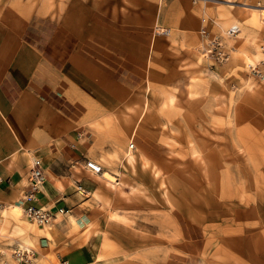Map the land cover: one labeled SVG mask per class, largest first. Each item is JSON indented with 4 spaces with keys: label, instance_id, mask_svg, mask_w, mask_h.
I'll return each mask as SVG.
<instances>
[{
    "label": "crops",
    "instance_id": "0c3cea01",
    "mask_svg": "<svg viewBox=\"0 0 264 264\" xmlns=\"http://www.w3.org/2000/svg\"><path fill=\"white\" fill-rule=\"evenodd\" d=\"M184 1L169 0L157 10V0H0V223H10L0 225V264H264V198L223 197L214 182L212 196L199 200L200 207L218 211L212 218L203 210L192 216L190 203L175 192L171 175L177 168L160 144L156 126L164 120L153 116L159 108L153 69H165L174 82L180 63L191 56L187 50L197 37L188 34L183 47L179 40ZM155 27L171 29L170 36L154 37ZM173 36L177 43L169 52L157 49ZM232 55L235 63L238 54ZM147 70L155 91L152 111L143 132L137 125L131 137L149 158L166 157L164 186L127 163L96 161L119 152L117 146L127 162L135 159L134 152L125 157L130 128L119 135L122 117L114 114L141 99ZM86 102L99 107L92 125L82 120ZM203 154L210 165L199 169L221 174V151ZM31 158L42 162L46 176L37 195V206L53 214L45 227L22 213ZM86 161L97 162L100 173L86 169ZM102 172L116 183L103 180ZM109 209L115 221L107 217ZM13 230L20 233L13 236ZM20 246L33 252L30 263L11 256Z\"/></svg>",
    "mask_w": 264,
    "mask_h": 264
},
{
    "label": "rangeland",
    "instance_id": "374dc122",
    "mask_svg": "<svg viewBox=\"0 0 264 264\" xmlns=\"http://www.w3.org/2000/svg\"><path fill=\"white\" fill-rule=\"evenodd\" d=\"M167 1L169 0H157V10H161ZM257 1L261 2V0H185L181 3L184 29L179 30L181 33L179 40L183 47L187 43L188 34L197 37L187 50L191 56L187 55L186 61L180 63L181 68L178 69L180 78H176L174 82L167 77L165 69L156 67L153 69L156 74L153 80L154 88L159 90L155 100V105L159 108L153 110V116L164 120V125L156 126L162 137L160 144L168 149L167 157L177 168L176 173L171 175L174 178L175 192L187 199V203L190 204L186 205V208L191 210L192 216L196 218H199L200 210H203L207 217L212 215L210 218L218 211L214 205L200 207L199 200L205 195L212 196L214 190L210 187L214 182L221 185L220 193H223V197L243 198L252 195L264 198V29L253 26L250 13L245 9L254 7ZM234 26L239 28V34L233 39L226 38V30ZM213 41L218 42L220 49L227 54L224 62L216 61L210 54L209 45ZM175 43L177 41L173 36L170 43H160L157 49L167 53ZM155 48L152 44L148 51L149 64ZM233 51L239 58L235 63L232 59ZM246 57L249 63L245 64L242 60ZM254 70L261 73V76ZM150 83V74L147 70L141 99L126 105L125 110L114 114L116 119L118 116L122 117L118 119L121 121L119 135H122L124 126L128 130L130 128L126 148L132 141L134 146L132 145L131 156L134 152L135 159L127 162L124 159V149L117 146L119 152L109 156L102 155L96 161L107 166L116 164L118 167H123L124 163H127L131 166L132 172L135 169L145 173L151 172L153 178L164 186L166 183L164 173L167 168L161 164L166 163V157L161 156L158 160L149 158L131 137L132 129L137 125V132H143L142 122L152 111L151 97L155 96V91ZM93 105L85 103L86 112L82 117L85 124L92 125L100 114L98 105L96 103ZM99 138V142L94 144L95 148H99L101 144V135ZM216 148L223 155V158L219 159L223 172L216 173L209 168L206 171L200 170L199 168L210 165L209 158L207 159L203 153L208 156V153ZM140 156L146 160V167ZM214 165L212 163L211 166ZM112 172L120 176L119 170L113 169ZM1 211L11 212V209L2 208ZM107 217L112 221L117 218L112 209H109ZM9 224L7 221L0 223L6 227ZM1 231L2 229L0 233ZM18 233L20 231L12 232L13 236ZM17 249L26 248L20 246ZM11 256L17 260L14 251Z\"/></svg>",
    "mask_w": 264,
    "mask_h": 264
},
{
    "label": "built area",
    "instance_id": "2783aa9c",
    "mask_svg": "<svg viewBox=\"0 0 264 264\" xmlns=\"http://www.w3.org/2000/svg\"><path fill=\"white\" fill-rule=\"evenodd\" d=\"M262 6L264 9V0H261ZM239 28L237 26L229 27L226 30L225 36L228 39H233L239 34ZM171 34V29L163 28V27H155L153 29L154 37H168ZM211 50V55L214 56V59L218 62H224L227 58V54L220 49L218 42L213 41L209 45ZM257 75L261 76L257 70H254ZM132 148V147H130ZM85 168L91 171L94 174H99L101 167L94 162L86 161ZM29 176L27 179L26 186L22 193L20 203L23 206L24 215L35 225L39 227H45L51 225L53 222V214L45 207L37 206V195L40 192L41 187L46 182V176L41 168L40 160L37 158H33L30 162L29 168ZM1 182V177H0ZM78 192L82 193L80 187H78ZM61 212V211H60ZM14 257L19 262L30 263L33 259V252L30 249H16L14 251ZM62 264H68L67 262H63Z\"/></svg>",
    "mask_w": 264,
    "mask_h": 264
},
{
    "label": "bare ground",
    "instance_id": "6f19581e",
    "mask_svg": "<svg viewBox=\"0 0 264 264\" xmlns=\"http://www.w3.org/2000/svg\"><path fill=\"white\" fill-rule=\"evenodd\" d=\"M246 9V11H248L250 14H249V16H250V19H251V22H252V24H253V26L254 27H258V28H260V29H264V9H263V6H262V4H261V2H259V1H257V3H256V5L254 6V7H248V8H245ZM220 46V45H219ZM221 47V46H220ZM233 57V56H232ZM231 57H228V59H230ZM233 59V58H232ZM245 60H247L246 61V63H249V59L248 58H246ZM264 60V59H263ZM253 66H255V65H253ZM130 147H132V143H129V149H127V151H126V158H129L130 156H131V153H132V148H130ZM33 158H31V160H32ZM31 160H30V162H31ZM41 163V162H40ZM98 175V174H97ZM100 177L103 179V180H105V181H107V182H109V183H111V184H115L116 183V178L112 175V174H110V173H108V172H102L101 174H100ZM3 183V180H2V178H1V182H0V185ZM58 185V184H57ZM85 191V190H84ZM86 196V195H85ZM23 213V212H22ZM23 215H24V213H23ZM24 218H26V221L28 220L30 223H32V224H34L33 222H31L25 215H24ZM35 225V224H34ZM23 248H25V247H23ZM26 249H28V248H26ZM23 250V249H22Z\"/></svg>",
    "mask_w": 264,
    "mask_h": 264
}]
</instances>
